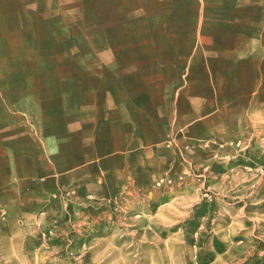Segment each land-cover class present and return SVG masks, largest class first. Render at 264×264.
Here are the masks:
<instances>
[{
	"label": "rangeland",
	"instance_id": "rangeland-1",
	"mask_svg": "<svg viewBox=\"0 0 264 264\" xmlns=\"http://www.w3.org/2000/svg\"><path fill=\"white\" fill-rule=\"evenodd\" d=\"M16 3L5 5L10 15L0 22V78L7 81L0 87L9 95L1 105L18 113L21 103L23 123L32 126L30 111L69 104L77 112L85 93L129 91V64L173 45L159 25L168 26L176 9L195 8L170 0ZM189 76L185 70L183 79ZM262 76L261 84L245 85L249 94L238 87L240 111L226 96L219 101L229 113L222 138L193 142L171 133L166 170L145 189L122 185L113 197L87 200L59 193L11 214L0 208V264H264V63ZM15 78L23 88L16 100Z\"/></svg>",
	"mask_w": 264,
	"mask_h": 264
},
{
	"label": "crops",
	"instance_id": "crops-1",
	"mask_svg": "<svg viewBox=\"0 0 264 264\" xmlns=\"http://www.w3.org/2000/svg\"><path fill=\"white\" fill-rule=\"evenodd\" d=\"M16 1L0 0V22L10 15L5 5ZM170 3L195 8L176 9L168 26L159 25L160 36L174 39L173 45L166 53L158 48L152 62L129 64V91L123 86L121 92L85 93L84 109L77 112L69 104L43 115L30 111L32 126L23 123L21 103L18 113L7 101L1 105L7 93L0 87V208L11 214L34 203L36 210L59 193H75L80 200L113 197L122 185L143 190L166 170L171 133L193 142L224 136L222 117L229 113L223 115L219 101L226 96L227 105L240 111L238 87L246 95L251 91L245 85L263 79L264 0ZM14 17L20 20V13ZM183 69L190 72L187 80ZM13 85L16 100L22 82L15 78Z\"/></svg>",
	"mask_w": 264,
	"mask_h": 264
},
{
	"label": "built area",
	"instance_id": "built-area-1",
	"mask_svg": "<svg viewBox=\"0 0 264 264\" xmlns=\"http://www.w3.org/2000/svg\"><path fill=\"white\" fill-rule=\"evenodd\" d=\"M2 216H3V217L5 216V212L2 213Z\"/></svg>",
	"mask_w": 264,
	"mask_h": 264
}]
</instances>
